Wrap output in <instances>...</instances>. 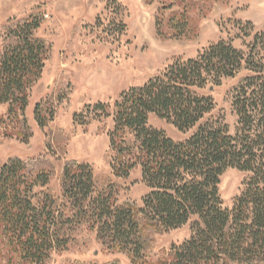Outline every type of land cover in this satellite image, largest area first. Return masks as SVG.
Instances as JSON below:
<instances>
[{
	"label": "trees",
	"instance_id": "16d2710c",
	"mask_svg": "<svg viewBox=\"0 0 264 264\" xmlns=\"http://www.w3.org/2000/svg\"><path fill=\"white\" fill-rule=\"evenodd\" d=\"M172 14L170 21L179 16L183 29H194L185 11ZM39 27L30 18L2 27L0 105H8L13 122L7 135L23 142L33 135L25 117L29 95L42 79L52 50L51 42L37 34ZM174 35L180 36L181 31ZM255 39L259 40L258 34ZM251 57V51L235 48L231 40H220L194 58L175 60L143 86L120 94L109 133L112 173L127 178L140 167L150 188L143 206L135 209L136 222L134 209L113 208L110 184L99 188L87 164L69 161L61 174L64 200L83 194L87 201L72 217L60 212L62 198L38 188L55 175L46 157H11L2 164L0 264H48L56 246L70 242L72 231L96 212L99 235L109 231L126 243L134 263L145 264L139 259L141 248L130 241L134 226L141 223L162 231L191 223V236L150 264H241L264 258V81L257 83L263 77L244 76L235 86L233 107L239 121L234 135L220 115L214 120L211 114L210 92L223 77H235L237 67L243 61L251 63ZM108 107L86 105L83 113ZM52 111V97L36 105L41 128L49 124ZM151 115L166 119L181 132L194 131L185 140L175 141L149 125ZM230 168L249 174L231 209L224 207L219 188Z\"/></svg>",
	"mask_w": 264,
	"mask_h": 264
},
{
	"label": "rangeland",
	"instance_id": "374dc122",
	"mask_svg": "<svg viewBox=\"0 0 264 264\" xmlns=\"http://www.w3.org/2000/svg\"><path fill=\"white\" fill-rule=\"evenodd\" d=\"M177 11L187 13L194 29H183L179 16L169 20ZM28 18L40 23L37 34L51 42L52 50L25 109L33 131L28 142L7 135L6 129L10 130L13 122L8 105H0V166L11 157H46L55 175L38 188L62 198L60 212L66 216L72 217L87 205L83 194L69 196L76 200L63 198V167L76 161L91 166L99 188L110 184L113 208L134 209L136 222L135 209L143 206L142 199L150 191L141 168L120 178L113 175L111 167L109 133L114 128V104L123 91L143 86L179 58H194L213 43L231 40L235 48L252 52L251 63L243 61L234 71L237 75L223 77L210 95L214 120L220 115L234 135L239 121L233 107L235 86L252 74L263 77L257 83L264 81V0H0V51L2 27ZM178 29L181 35L175 36ZM255 67L257 72L251 70ZM50 97L53 114L48 115L49 124L41 128L36 105ZM97 103L109 107L94 109L90 115L83 113L86 105ZM149 125L164 130L175 141L185 140L194 131L181 132L154 115ZM248 175L230 168L222 176L219 188L224 207H233ZM98 219L96 212L79 224L70 242L56 246L48 264H104L114 260L138 264L122 240L109 231L99 235ZM134 227L130 241L141 248L139 259L145 264L160 260L172 245H181L191 236V223L168 231L143 223ZM241 264H264V258Z\"/></svg>",
	"mask_w": 264,
	"mask_h": 264
}]
</instances>
